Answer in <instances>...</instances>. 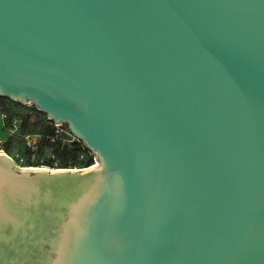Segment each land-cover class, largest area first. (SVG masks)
<instances>
[{
  "label": "water",
  "instance_id": "1",
  "mask_svg": "<svg viewBox=\"0 0 264 264\" xmlns=\"http://www.w3.org/2000/svg\"><path fill=\"white\" fill-rule=\"evenodd\" d=\"M0 96L95 156L0 153V264H264V0H0Z\"/></svg>",
  "mask_w": 264,
  "mask_h": 264
},
{
  "label": "trees",
  "instance_id": "2",
  "mask_svg": "<svg viewBox=\"0 0 264 264\" xmlns=\"http://www.w3.org/2000/svg\"><path fill=\"white\" fill-rule=\"evenodd\" d=\"M0 115H4L2 129L11 131L16 124L3 148L7 153H16L22 167L83 169L94 164L95 156L71 135L66 124L56 125L34 105H22L0 96ZM25 135L37 137L33 149L25 145Z\"/></svg>",
  "mask_w": 264,
  "mask_h": 264
},
{
  "label": "built area",
  "instance_id": "3",
  "mask_svg": "<svg viewBox=\"0 0 264 264\" xmlns=\"http://www.w3.org/2000/svg\"><path fill=\"white\" fill-rule=\"evenodd\" d=\"M3 119H4V115H0L1 125H2ZM13 126H14L13 130H15L16 124H14ZM13 130L9 131L8 133H12ZM4 142H5V139H0V153H3L5 156H7L8 158H10L13 161L15 158L18 157V155L16 153L14 154V152L7 153L3 148ZM36 142H37L36 136H34V135H25L24 136V143L30 149H33L35 147Z\"/></svg>",
  "mask_w": 264,
  "mask_h": 264
},
{
  "label": "rangeland",
  "instance_id": "4",
  "mask_svg": "<svg viewBox=\"0 0 264 264\" xmlns=\"http://www.w3.org/2000/svg\"><path fill=\"white\" fill-rule=\"evenodd\" d=\"M9 131L8 130H4L2 129V125H1V122H0V139H5L7 137V135L9 134L8 133ZM17 159H18V162H17ZM15 158L13 160V163L15 164V166H21L20 164H18L19 162H21L22 160L20 158ZM95 164V163H94ZM22 167V166H21Z\"/></svg>",
  "mask_w": 264,
  "mask_h": 264
}]
</instances>
